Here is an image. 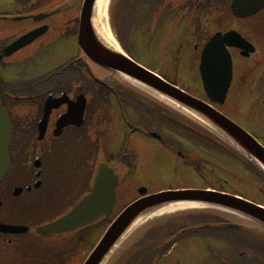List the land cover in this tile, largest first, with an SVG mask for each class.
<instances>
[{"label":"flooded vegetation","instance_id":"obj_1","mask_svg":"<svg viewBox=\"0 0 264 264\" xmlns=\"http://www.w3.org/2000/svg\"><path fill=\"white\" fill-rule=\"evenodd\" d=\"M232 2L125 0L123 3L122 0H114L112 28L123 48L122 35L144 34L148 44H152L159 43L165 33L169 34L170 41H174L172 36L182 31L181 38L176 42L180 58H174L179 67L194 65V62L197 67L201 48L213 33L236 32L245 47L227 46L232 62L231 82L224 103L215 104L214 107L264 146V135L259 133L264 130V0H241L240 9L244 14L233 13ZM83 3L84 0H0V106L6 110L12 127L9 168L0 181V224L25 228L21 232L0 231V264H82L96 243L86 244L85 238L88 233L101 234L104 229L99 224L101 219L75 231L54 235L38 234L36 228L66 214L90 191L94 173L88 171L89 162L104 161L115 169L119 175L117 204V190L127 185L128 178L121 165L112 163L114 155H118L122 138L126 139L122 145L129 155V149L136 147V134L145 144V137L149 138L146 144L149 147L156 144L154 148L159 146L161 149L167 144L157 129L148 128L143 121L138 124L131 122L130 117L136 114L133 112L135 108L128 112L119 105H115V108L97 107L104 98L117 96L107 90L111 84L91 70L93 66L79 46ZM196 16L202 20L203 26L211 23L216 30L211 33L205 29L202 32L198 29L188 30L184 19ZM32 31L37 34L33 41L9 56L2 54L7 45ZM191 44L192 54L184 56V49L189 50ZM24 50L32 52L30 56L38 50L46 52V56L40 57V60L47 63L43 66H49L47 71L35 77L22 74L23 58L20 56ZM154 52L157 50L154 49ZM192 56L194 62L190 58ZM158 60L160 65L168 63H160V58ZM188 60L192 62H186ZM8 68L16 70L18 79L3 78ZM183 71L186 74L182 76L188 74V79L193 78L191 70ZM198 77L200 79L199 73ZM201 93L204 97L202 89ZM90 104L96 106L91 107ZM69 110L73 113L70 117ZM66 115L69 122L63 124L61 120ZM112 116L118 127H125L128 132L118 130L111 139L116 143L112 145L113 149L103 151L107 141L103 125ZM174 153L186 162L192 160L178 150ZM122 157H126V154H122ZM160 162H165L161 156ZM168 162L167 159L166 166H171V174L174 166ZM127 167L132 174L131 181L137 168L135 160L130 161ZM82 172L84 182H79ZM145 187L150 193L158 191ZM163 226L171 233L168 236L180 240L197 238L204 245L201 253L204 252L203 255L216 264H221L223 260L226 264H243L239 261L246 256L256 260L264 257L261 244L256 250L244 248L248 229L235 220L188 212L170 219ZM220 230H227L236 236L230 237ZM157 250L155 245L149 251L147 260H150V264H156L157 261L152 262L151 257ZM257 264L264 262L257 261Z\"/></svg>","mask_w":264,"mask_h":264},{"label":"rangeland","instance_id":"obj_2","mask_svg":"<svg viewBox=\"0 0 264 264\" xmlns=\"http://www.w3.org/2000/svg\"><path fill=\"white\" fill-rule=\"evenodd\" d=\"M114 6V0H109L105 11L110 28L109 30L111 32V11ZM184 20L185 24L188 25V30L190 29L193 31V24L195 22L192 19L185 18ZM212 26L213 24L210 23L208 26H205L204 29L211 33L216 30ZM181 32L182 31H179L177 34L172 36V38H175L174 41H170L169 34L165 33L159 43L153 42L152 44H148L143 37L144 34L126 35L125 44L128 46L130 43L126 51L139 64L150 68L158 74H163L185 90L193 94L201 95V82L198 77L196 62H194V54L190 57L192 58L191 60H193L194 65L191 63V60H188L186 62L190 61V65L179 67L177 66L179 63H176L177 61L174 59V57L177 58V56L180 58V53L178 54V50H176L178 47L176 42L181 38ZM112 34L113 32L111 35ZM137 36H140L139 39L136 38ZM131 37H134L132 43L130 42ZM154 49L157 50L156 53L154 52ZM190 49H184V56L192 54V44ZM24 52L22 51L21 56L19 55L20 58H23V62L21 63L23 68H21L20 71L22 74L25 73L27 76L35 77L47 71L49 66H43L47 63H42L40 60L42 57L46 56V52L43 53L42 50H38L35 51L33 56H30L32 55V52L30 51ZM27 55L31 58L26 59L28 57ZM158 58L162 60L160 63H168H164L162 66L159 64ZM26 65L28 67H26ZM16 68L18 70V67ZM95 68L99 71L95 70ZM185 69L191 70V77H193L191 80L188 79V74L186 76L181 75L186 74L183 71ZM91 70L99 76L103 75V77L109 74L108 71L104 72L102 69L95 66ZM15 71L16 70L14 68H8L6 72H4L3 78L5 80L18 79ZM20 72L18 71L19 74H21ZM110 81L111 82L109 84H111V88L109 89L117 96L118 99L115 98V100L114 97H111L110 104L108 106L110 108H115V105L123 106L126 111L128 110V112H132V108H135L136 110L133 112L136 114H132V118L130 117L131 122L133 124H138L143 121L145 124H148V128L150 126L156 127V129L160 131L163 138L166 139L169 151L164 150L162 147L160 149L159 146L154 148L156 144L154 147L146 146L149 138L145 137L147 142L145 144L141 141L138 134H136V136H134L136 140V147L132 146L131 149H129L131 152L129 155L126 147L122 145L126 143V139L124 140V138H122V140H120V154L118 151L117 157L114 155L112 163L121 165L125 170V176H128V178L126 180L127 185L124 188L117 190V204L112 212V216L120 210L122 205L124 206L127 202L135 198L137 195L136 187L138 185L147 186L151 190L161 189L164 185H170L173 187H210L216 190L221 189L226 192L239 194L248 200L264 206V181L258 174L249 168V166H247V164L236 153L231 151V149L225 145L224 148H221V146L215 141L199 140L194 138V136L189 135V133H183V131L179 130L176 132L171 128V126L179 124L178 122H184L191 127H195L194 125L197 124L186 117L184 113H180V111L169 107V105L157 100L150 94L143 92V90L124 83L121 79L112 76ZM146 110H148V112ZM109 119L110 120L103 125L104 131L107 132V141L103 151L113 149L112 145L116 143L111 141V139L113 135L117 134L116 132H118V130L128 132V129L125 127H123V129L118 127V123L116 122L114 116L109 117ZM173 119L176 120L177 124H172L174 122ZM119 124L121 123L119 122ZM256 132L258 133L259 129ZM259 133L264 135V130H260ZM209 138L213 139L211 136H209ZM169 147L181 151L187 156V158L192 159L191 162H186L183 159H180V157L175 155ZM122 154H126V157H122ZM93 155L95 157V153ZM132 155H135V158L131 159ZM160 156L165 160V162H160ZM167 159L169 161L168 163H172V165H174V172L171 174L169 172L171 166H166ZM133 160H135V167L137 166V168L136 173L130 181L132 174L127 169V164ZM95 163L96 161L89 162L88 171L91 172L93 170ZM140 165H142L141 169L139 168ZM83 177L84 172L80 174L79 182H84ZM128 181H130L131 186L128 184ZM128 188H131V190ZM188 212L197 213L200 211L186 209L161 215L160 218L149 221L145 224L141 222L136 224L127 236L117 245L104 264H150V262L147 261L149 251L153 249L155 245L158 247V252H156L152 257V262L156 260V264H216L212 261V259L207 258V256L205 257L203 255L204 252L201 253L204 245L199 242L197 238L189 237L180 240L179 238L177 239V237L171 235L168 236L170 233L167 232L169 230H166L163 226L164 223L169 222L170 219H176ZM202 212L207 215H218V217L220 216V218L226 220H235L243 225H246L248 230L253 233L251 237L245 236V249L254 250L252 248L260 243L262 247H264V228L259 225L245 220L244 217L240 215L219 209H204ZM90 231L91 230L87 232ZM220 231L222 234L229 235L230 237L236 236V234L227 230ZM99 235L100 232L88 233L85 238V243L94 244L97 242ZM261 235H263V237ZM172 243H175L172 245L173 247L170 246ZM214 248L219 247L214 246ZM255 249H257V247H255ZM159 250L161 253H159ZM169 250L170 252L165 255V253ZM241 261L243 264H257V261L264 262V257H260L259 260H256L255 258L251 259L246 256V258L243 260L241 259L239 262ZM221 264H226V261L223 260Z\"/></svg>","mask_w":264,"mask_h":264},{"label":"water","instance_id":"obj_3","mask_svg":"<svg viewBox=\"0 0 264 264\" xmlns=\"http://www.w3.org/2000/svg\"><path fill=\"white\" fill-rule=\"evenodd\" d=\"M95 0H84L80 15L78 42L87 57L102 68L119 73L131 83L149 92L171 107L183 112L238 151L250 164L264 174V147L243 128L217 110L213 104H222L231 81V57L227 45L241 47L235 35L215 34L203 47L199 65L203 89L209 102L199 99L139 65L123 53L105 47L96 37L92 24ZM233 12L244 14L240 0H233ZM37 36L32 31L6 47L3 54L9 55ZM238 38V37H237ZM244 44H242V47ZM210 130V131H212ZM11 138V124L6 111L0 107V181L9 167L8 145ZM117 175L106 163L98 164L90 192L67 214L57 220L37 227L43 235L60 234L76 230L108 216L115 203ZM146 189H139L141 197L127 205L109 224L103 235L82 264H103L115 244L119 243L136 217L158 205L171 202H197L204 206L221 208L255 221L264 228V206L226 192L187 188L165 190L146 195ZM230 226H233L232 224ZM14 226L0 225V231L21 232ZM24 231V230H23ZM126 233V234H125Z\"/></svg>","mask_w":264,"mask_h":264},{"label":"bare ground","instance_id":"obj_4","mask_svg":"<svg viewBox=\"0 0 264 264\" xmlns=\"http://www.w3.org/2000/svg\"><path fill=\"white\" fill-rule=\"evenodd\" d=\"M108 3H109V0H96L95 1L94 13H93V19H92V24H93L94 29H95V35L98 38V40L105 47H107L108 49H110L112 51H115L117 53H122L120 47L116 44V41H115L113 35H111V32H110V30L108 29V26H107V22H106L107 16H106V12L105 11H106V8L108 6ZM88 61L93 67L95 66V67H97L99 69H102L104 72L108 71L107 69L102 68L101 66H99L96 63L92 62L90 59ZM95 70H97V69L95 68ZM97 71H99V70H97ZM108 73H110V71H108ZM108 75L105 76V77H103V75H101V76L103 77L104 80H107L109 83L111 82L110 79L112 78V76H114V77H116L118 79H121L124 83L129 84L131 86H134V87H136V88H138L140 90H143V92H145L147 94H150L149 92L145 91L144 89L140 88L139 86L131 83L130 80L127 79V77H125V76H123V75H121L119 73H112V76H110V74H108ZM151 96L154 97L153 95H151ZM154 98H156V97H154ZM156 99L161 101V102H164L163 98L162 99L156 98ZM169 107H171V106L169 105ZM180 113H183V112L180 111ZM190 119L192 121L196 122L192 118H190ZM196 123L198 125H200L198 122H196ZM200 126H202V125H200ZM210 130H212V129H210ZM212 132H214V131L212 130ZM200 208H206V207H204V205H201L200 203H197V202H187V201L171 202V203L161 204V205H158L157 207H154V208H151V209L147 210L146 212H144L141 215H139L138 217H136L134 219V221L132 222V225L130 226V228L133 229L136 226V224H138L140 222L145 224V223H147L149 221L158 219V218H160L161 215H165V214H168V213L170 214V213H174V212H178V211H182V210H186V209H200ZM244 219L256 224L255 221H252V220L247 219V218H244ZM129 231H130V229H129ZM129 231H127L126 233H128ZM248 231H250V230H248ZM116 246H117V243L115 244L113 249Z\"/></svg>","mask_w":264,"mask_h":264},{"label":"trees","instance_id":"obj_5","mask_svg":"<svg viewBox=\"0 0 264 264\" xmlns=\"http://www.w3.org/2000/svg\"><path fill=\"white\" fill-rule=\"evenodd\" d=\"M122 2L124 3L125 2V0H122ZM174 83V82H173ZM175 84V83H174ZM171 117V116H170ZM174 120V119H173ZM170 121V120H169ZM178 122V121H177ZM179 124H180V126H182L183 128V130H186V129H188L189 130V128L186 126V123H184V122H178ZM172 124H177L176 123V120H174V122L172 123ZM199 131H201V132H203L202 130H199ZM204 133V132H203ZM205 139H207L206 137H204ZM245 162V161H244ZM246 163V162H245ZM247 164V166H249V168H251L252 170H254L259 176H260V178L264 181V176L262 175V174H260L259 172H257L250 164H248V163H246ZM252 233V232H251Z\"/></svg>","mask_w":264,"mask_h":264}]
</instances>
